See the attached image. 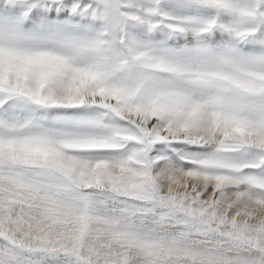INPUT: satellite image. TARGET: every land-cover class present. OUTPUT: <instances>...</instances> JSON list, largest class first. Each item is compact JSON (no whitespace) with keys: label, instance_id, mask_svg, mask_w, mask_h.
I'll return each mask as SVG.
<instances>
[{"label":"snow or ice","instance_id":"snow-or-ice-1","mask_svg":"<svg viewBox=\"0 0 264 264\" xmlns=\"http://www.w3.org/2000/svg\"><path fill=\"white\" fill-rule=\"evenodd\" d=\"M0 264H264V0H0Z\"/></svg>","mask_w":264,"mask_h":264}]
</instances>
